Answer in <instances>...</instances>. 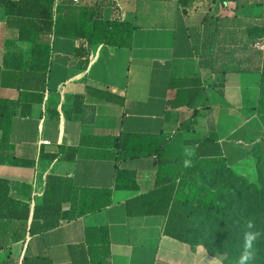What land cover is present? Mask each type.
<instances>
[{"label":"crops","instance_id":"crops-1","mask_svg":"<svg viewBox=\"0 0 264 264\" xmlns=\"http://www.w3.org/2000/svg\"><path fill=\"white\" fill-rule=\"evenodd\" d=\"M61 9L62 0L55 19L62 17ZM104 17L135 27L131 48L84 44L88 65L82 68L84 58L76 55L82 42L44 31L37 40L50 49V57L42 70L33 57L36 43L20 40L29 22L8 17L0 5V99L14 103L9 143L24 162L0 164V179L12 183L13 199L30 205L27 223L0 220V264H91L88 228L107 229L108 264H224L203 244L178 238L192 237L194 217L141 215L128 206L154 191L160 159L207 163L201 171L207 184L223 171L258 181L263 63L222 75L202 69L181 0H120V9L109 2ZM14 54H22L26 66L5 65ZM194 77L202 81L196 105L173 109L169 102L177 90L171 79ZM83 136L159 145L160 154L119 162L117 149L83 145ZM3 138L0 130V142ZM73 149L74 158H65ZM117 170L132 173L136 189H115ZM49 176L64 181L48 185ZM52 186L64 195L62 213L68 218L32 235L36 206L57 200ZM81 189H112V203L78 217L73 194Z\"/></svg>","mask_w":264,"mask_h":264},{"label":"trees","instance_id":"trees-1","mask_svg":"<svg viewBox=\"0 0 264 264\" xmlns=\"http://www.w3.org/2000/svg\"><path fill=\"white\" fill-rule=\"evenodd\" d=\"M109 2L110 0H96L92 5L81 6L75 4L73 0H62V17L58 19H55L56 0H0V5L4 6L8 17L29 22V26L26 29H21L20 40L36 43L33 57L36 58V68L43 70L44 64L49 60L50 49L38 43L37 39L38 35L44 31L53 32L56 36L74 37L82 42V45L76 51L78 57L84 58L82 68L88 65V53H86L84 44L87 47L106 44L112 47L131 48L135 27L127 22L106 20L104 10ZM226 2H237V0H221L223 5ZM11 57L12 63H9V58H6L5 65L16 69L26 66L23 63L22 54H14ZM225 73L223 72L221 75ZM170 87L177 90V97L169 102L173 109L195 106L202 94V81L199 77L191 79L172 78ZM108 97L111 98L110 95ZM13 107V102L0 99V130L4 134L3 141L0 142V164L9 163L17 166L23 165L24 162L16 157L14 146L9 143L14 116ZM259 113L264 121V56ZM144 138L150 139L149 137ZM82 144L106 148L113 147L119 151V162L146 154H160L159 145L148 146V144L141 143L128 146L120 138L83 136ZM263 145L264 140L256 152L257 156L259 149ZM65 151V148H61L60 153ZM72 151L74 154L67 155L65 158L73 159L77 149ZM58 156L52 155L50 158L56 159ZM185 161L188 162L187 167H185ZM206 164L201 161L194 163L185 159H160L154 191L150 195L130 203L128 210L130 213L135 211L136 214L141 215L179 214L184 221L194 217L195 220L193 219L190 223L191 226H189V229L191 228L192 230L198 229L201 223L197 219L199 211H205L208 216L223 221L225 205L221 200L225 196V190L216 189L209 182L208 184L205 182V176L201 171L206 168ZM217 164H221V162L217 161ZM230 174L235 176L232 173ZM55 181L58 184V182H63L64 179L55 176L48 177V185ZM11 185L12 183L9 180L0 179V220L27 223L30 216V205L10 196ZM52 187V195L57 200L46 203L44 207L36 206L33 223L30 228L32 235L36 234V232L44 233L52 230L68 218V214L62 213V201H65L64 195H61L59 188H56L57 186ZM115 189H136L134 175L117 170ZM112 194V189H81L74 192L73 198L76 203L77 216L84 217L105 210L112 203ZM66 198L67 201L70 199V197ZM178 238L187 242H189V239L190 241L192 240V237L190 236L189 238L187 234L184 236L178 235ZM86 244L89 248L91 264H108L110 246L107 229L88 228L86 230Z\"/></svg>","mask_w":264,"mask_h":264},{"label":"rangeland","instance_id":"rangeland-1","mask_svg":"<svg viewBox=\"0 0 264 264\" xmlns=\"http://www.w3.org/2000/svg\"><path fill=\"white\" fill-rule=\"evenodd\" d=\"M94 0H89L92 3ZM189 19L199 65L212 73H223L262 64L264 49V0H181ZM259 178L256 183L241 180L223 171L215 181L216 189H224V220L198 212L201 222L192 235L224 264H237L243 250L246 221L264 231V145L258 151ZM254 260L264 264V236L254 242Z\"/></svg>","mask_w":264,"mask_h":264},{"label":"clouds","instance_id":"clouds-1","mask_svg":"<svg viewBox=\"0 0 264 264\" xmlns=\"http://www.w3.org/2000/svg\"><path fill=\"white\" fill-rule=\"evenodd\" d=\"M188 166V162L185 161V167ZM246 231L244 232L243 250L238 258L237 264H249L250 261L255 258V251L253 249L254 242L264 236V231L253 230L256 229V225L252 220L246 221Z\"/></svg>","mask_w":264,"mask_h":264},{"label":"built area","instance_id":"built-area-1","mask_svg":"<svg viewBox=\"0 0 264 264\" xmlns=\"http://www.w3.org/2000/svg\"><path fill=\"white\" fill-rule=\"evenodd\" d=\"M60 1L61 0H56V4H55V15H56V12H57V8L60 4ZM73 2L77 5H81V6H84V5H89V0H73ZM110 2L115 6L117 7L118 9H120V0H110ZM257 47L259 49H264V45H257ZM43 144L45 145H48L49 142L48 141H43L42 142Z\"/></svg>","mask_w":264,"mask_h":264}]
</instances>
